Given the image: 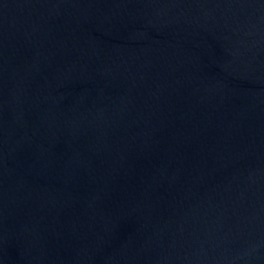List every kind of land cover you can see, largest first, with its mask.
I'll return each instance as SVG.
<instances>
[{"label": "water", "instance_id": "obj_1", "mask_svg": "<svg viewBox=\"0 0 264 264\" xmlns=\"http://www.w3.org/2000/svg\"><path fill=\"white\" fill-rule=\"evenodd\" d=\"M0 264H264V0H0Z\"/></svg>", "mask_w": 264, "mask_h": 264}]
</instances>
